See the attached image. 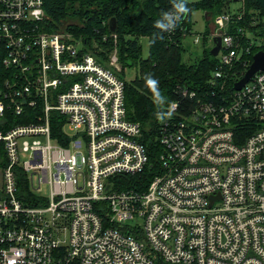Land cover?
<instances>
[{
  "label": "built area",
  "instance_id": "1",
  "mask_svg": "<svg viewBox=\"0 0 264 264\" xmlns=\"http://www.w3.org/2000/svg\"><path fill=\"white\" fill-rule=\"evenodd\" d=\"M46 18L45 0H0V264H264V71L235 90L249 48L230 15L214 91H181L196 106L162 121L156 165L118 56L102 65ZM237 120L260 126L243 144Z\"/></svg>",
  "mask_w": 264,
  "mask_h": 264
},
{
  "label": "trees",
  "instance_id": "2",
  "mask_svg": "<svg viewBox=\"0 0 264 264\" xmlns=\"http://www.w3.org/2000/svg\"><path fill=\"white\" fill-rule=\"evenodd\" d=\"M234 2L236 1L186 2L190 9L187 16L182 17L173 31L163 33V40H156L155 43L151 41L153 33L158 30L153 25L163 11L171 10L172 0H45L47 18L43 29L48 32H62V24L68 22L66 32L82 40L85 45L84 52L90 53L87 44L94 40H97L101 47L119 51L123 66L119 77L125 82L129 119L141 124L143 142L151 153L153 164L156 165L163 151L159 143V127L165 120L157 119V111L166 114L170 109V103L178 101L180 115H188L196 106V101L184 97L181 92L183 89L198 92V97L214 91L210 87V81L219 59L214 57L206 46L209 42H214L213 38L209 37L208 29L202 38L205 46L203 56L191 62L185 59L186 48L183 45V38L185 34H193L192 13L202 10L206 14V19L207 15L215 17L230 15L227 33L240 35V31L244 32L240 41L244 51L249 48V52L244 53L238 62L236 80L244 77L253 63L254 55L264 51V0H245L239 9L232 8ZM113 22L116 24L115 32H112ZM142 37H148L150 42L147 58L142 56L140 41ZM95 57L102 65H107L105 55ZM129 68L138 69V75L134 81L126 82L125 70ZM147 74H152L159 81V90L165 97L166 103L159 108L154 104L153 94L145 84ZM234 83L229 86L231 93L234 92ZM216 93L219 97L220 93L218 91ZM29 111L35 113V110ZM8 117L12 119L9 126L36 122V117L29 120L26 116L18 117L12 113H8ZM66 121V117L58 112L52 113L53 137L60 142ZM233 126L238 144H243L260 127L244 120L234 121ZM144 179L143 189L150 182L149 178ZM161 264L166 263L161 260Z\"/></svg>",
  "mask_w": 264,
  "mask_h": 264
},
{
  "label": "rangeland",
  "instance_id": "3",
  "mask_svg": "<svg viewBox=\"0 0 264 264\" xmlns=\"http://www.w3.org/2000/svg\"><path fill=\"white\" fill-rule=\"evenodd\" d=\"M188 3H199L202 0H185ZM243 4L240 2H234L232 3V8L239 9L242 7ZM222 16H212V15H207L206 19V14L202 10H196L192 13V27H193V34H188L185 35L183 38V45L186 48V56L185 59L186 61H194L198 58H201L203 56V52L205 50V46L202 42V38L204 36V33L207 32V29L209 30V37H213L217 34H219L221 28L217 23L218 18ZM209 24V25H208ZM68 22L63 23L61 26L62 32H66V28L68 26ZM82 38V37H80ZM141 45H142V56L143 58H147L149 56V51H150V42L148 37H142L140 39ZM91 43V44H90ZM87 44L88 49L91 54L97 56V57H104V55L107 57L108 62L110 61L111 57L114 55H117L119 58V67H120V73L123 71V66H122V60L120 59V54L117 49H106L104 47H101V45L98 43L97 40H94L93 42H90ZM82 46V45H81ZM206 46L212 51L214 48V42H209ZM101 53V55H100ZM138 75V69L136 68H129L125 70V75H124V80L126 82H131L134 81L137 78Z\"/></svg>",
  "mask_w": 264,
  "mask_h": 264
},
{
  "label": "clouds",
  "instance_id": "4",
  "mask_svg": "<svg viewBox=\"0 0 264 264\" xmlns=\"http://www.w3.org/2000/svg\"><path fill=\"white\" fill-rule=\"evenodd\" d=\"M190 12L185 0H172V8L169 11H163L158 20L154 23V28L158 31L153 33L152 43L156 40H163V33L171 32L175 29L178 22L182 17L187 16ZM145 84L153 94V102L159 108L166 103L165 97L159 90V81L153 77L152 74H147L145 76ZM179 107V102H171L170 108L166 114L162 111H157L156 117L158 120H164L166 117L171 118L173 112Z\"/></svg>",
  "mask_w": 264,
  "mask_h": 264
},
{
  "label": "water",
  "instance_id": "5",
  "mask_svg": "<svg viewBox=\"0 0 264 264\" xmlns=\"http://www.w3.org/2000/svg\"><path fill=\"white\" fill-rule=\"evenodd\" d=\"M115 31H116V24L115 22H113L112 32H115ZM222 43H223L222 38L214 39L215 46L211 51V54L214 57L219 56V53L222 48ZM263 71H264V51H259L258 53L254 55L253 63L248 69V71L246 72V74L244 75V77L239 82L236 83L235 90L240 91L241 89H243V87L246 84H248L258 72H263Z\"/></svg>",
  "mask_w": 264,
  "mask_h": 264
}]
</instances>
